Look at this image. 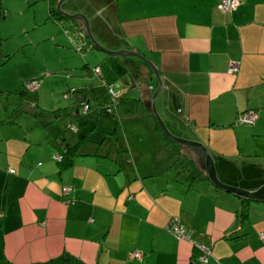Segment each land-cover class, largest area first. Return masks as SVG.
<instances>
[{"label":"crops","instance_id":"0c3cea01","mask_svg":"<svg viewBox=\"0 0 264 264\" xmlns=\"http://www.w3.org/2000/svg\"><path fill=\"white\" fill-rule=\"evenodd\" d=\"M219 1L70 0L64 6L62 0L60 8L83 14L105 49L151 62L161 78L155 109L168 131L200 142L221 182L255 190L264 184V0H238L231 12L221 11ZM73 25L84 29L81 19ZM79 37L77 44H88ZM49 38L66 43L60 34ZM98 57L95 52L92 66L82 64L86 74L78 79L69 74L76 95H63L71 133L88 131L70 165L52 159L73 145L68 126L50 127L47 120L19 135L15 108L0 116V264H264V203L249 200L240 218L241 200L215 190L206 177L188 185L154 130L151 70L130 55L101 57L107 65ZM231 62L235 72L228 71ZM112 76L129 102H119L113 129L92 139L103 116L98 107L110 101L104 81ZM83 101L89 112L79 110ZM246 111L254 113L252 123H234ZM154 141L164 147L161 159L145 150ZM179 153L204 175L198 150L180 145ZM173 219L187 237L167 231ZM134 251L139 259L130 257Z\"/></svg>","mask_w":264,"mask_h":264},{"label":"rangeland","instance_id":"374dc122","mask_svg":"<svg viewBox=\"0 0 264 264\" xmlns=\"http://www.w3.org/2000/svg\"><path fill=\"white\" fill-rule=\"evenodd\" d=\"M45 1L0 0V89H3L0 92V116L9 114L12 109L16 108L17 101H19V106H17L20 111L16 114V116L19 114L17 117L18 125L14 127L15 132L19 135H22L24 130L23 133L29 136L37 128H40L41 123H45L47 120L50 122V127L59 124L67 127L70 113H68L69 110H66L65 105H68V102L63 95L69 97L76 95L75 90L74 92L69 90L70 84L75 82L74 80L69 81V74L73 73L75 79L79 78L76 76L78 74H86V70L82 69V64L88 63L89 66H92L95 52L100 54V58H96L95 62L101 61L103 56L110 59L114 58L117 61L121 60L116 55H108L104 51L88 48L82 42L77 44L78 33L72 29L74 28L72 19L64 18L62 23L57 25L49 22V19L46 20L47 6H44ZM68 2L70 0H64V6ZM50 4L56 6L53 0H50ZM83 33L87 35L85 27ZM59 34L64 37L66 43H63L62 39L60 44L58 42L55 44L49 38L54 35L58 39ZM72 37L73 41L71 40ZM79 39L81 38L79 37ZM85 39L90 40L88 36ZM101 64L107 65L104 61H101ZM29 79L35 83L32 89L25 87L26 83H29ZM91 82H94L93 78ZM104 84H108V88L114 90L112 94L106 92L107 98L120 99L123 96V93L118 89V87L122 88L123 85L119 84L117 77L107 78V82L104 81ZM6 104L9 105V109L6 108ZM54 109H60L59 113H55ZM101 115L97 121V131L89 135L92 139L100 138L102 136L101 131L113 129V122L119 113L117 114V110L114 108L112 113L105 112ZM120 118H124L121 113ZM105 119L110 120V123H104ZM90 125L91 122L89 127ZM140 126L142 128V125ZM71 134L67 127L65 136H68L74 144L77 138ZM155 139L158 140L157 137ZM154 143V146H148L145 150L152 149L151 157L161 159L165 152L164 147L156 141ZM240 145L249 146L244 142Z\"/></svg>","mask_w":264,"mask_h":264},{"label":"water","instance_id":"95a60500","mask_svg":"<svg viewBox=\"0 0 264 264\" xmlns=\"http://www.w3.org/2000/svg\"><path fill=\"white\" fill-rule=\"evenodd\" d=\"M61 1L62 0H59L56 3V6H55L56 10L61 15H63L64 17H66L68 19H81V20H83V24H84L83 26L85 27V31L87 34L86 36L89 37L94 48H97V49L104 51L105 53L111 54V55L134 56V57L138 58L139 60H141L151 70V72L153 73V76L156 79V87L152 91L150 98H149V110H150L151 116L153 117L154 122L158 126L159 131H160L162 136L166 137L167 139H169V140H171V141H173L179 145L194 148L201 153V155L203 156V160H204V175H205L206 179L208 180V182L214 188H216L218 191L231 194V195L239 198L240 200L245 199L248 201L249 200H251V201H262L264 203V184L261 185L260 187L256 188L255 190H245V189H241L238 187H234L231 185L224 184L216 176L214 164H213L210 153L200 142L194 141V140H188V139H184L182 137L175 136L168 131V129L166 128V126L162 122L161 118L159 117V115L157 114L156 109H155V99H156V97L160 91V88H161V78H160L157 70L151 64V62H149L146 58H144L143 56H141L140 54H138L136 52L126 51V50H107L104 47H102L92 37L90 29H89L88 21L85 18V16L81 13L70 14V13L63 11L60 8Z\"/></svg>","mask_w":264,"mask_h":264},{"label":"trees","instance_id":"16d2710c","mask_svg":"<svg viewBox=\"0 0 264 264\" xmlns=\"http://www.w3.org/2000/svg\"><path fill=\"white\" fill-rule=\"evenodd\" d=\"M66 17H64L63 15H61L54 6H48L47 7V19L52 20L54 23L56 24H61L62 23V19H64ZM74 22L76 21V19H72ZM74 22H72V24H74ZM74 28L78 33V36H81V38H85L86 35L83 34V29L82 28H75V26L73 25ZM65 31H67L66 29H64ZM86 42H84L85 45ZM86 45L89 47H92L91 42L88 41V44L86 43ZM31 81V80H30ZM129 99L128 98H121L119 99H114V103L112 104L113 107H115V109L117 110L118 104L119 102H127ZM107 102L110 101H106V102H102L99 107H98V113H105L106 112V104ZM129 102V101H128ZM66 110H70V108H66ZM20 111V108L18 106H16L15 110L13 111V115L17 114ZM106 113H112V112H106ZM243 113V112H241ZM236 123V122H234ZM239 124V123H236ZM154 125V130L159 131L158 126L156 125V123H153ZM69 129V128H68ZM70 130V129H69ZM88 131H83L81 133H78L77 135V141L69 146V144H67L66 146L62 147V151H63V155H61V160L57 161L62 167L68 166L71 164V154L74 153V151L76 150V147L78 146L79 143H81L83 141V139L86 138ZM165 138V142L166 145L169 147V149L171 150V153L174 157V161H173V166H175L176 168L179 167V170L185 173V181L188 185H193L195 184L200 178H204L205 176L203 175V173L198 170L193 162L188 159L187 157H185L184 155L179 153V147L180 145ZM179 173V172H177ZM214 188V187H213ZM215 190H217L216 188H214ZM248 200L242 199L241 203H240V207H239V214L238 216L240 218H244L248 212V207H247V203Z\"/></svg>","mask_w":264,"mask_h":264},{"label":"built area","instance_id":"2783aa9c","mask_svg":"<svg viewBox=\"0 0 264 264\" xmlns=\"http://www.w3.org/2000/svg\"><path fill=\"white\" fill-rule=\"evenodd\" d=\"M238 4H239L238 0H220L218 7L221 11L231 12L237 7ZM236 69H237V64L235 62H231L228 66V71L229 72H235ZM91 71L93 72L94 75H97L99 73V69L97 66L91 68ZM34 84H35L34 81L31 80V81H29V83L28 82L26 83L25 87L27 89H32ZM107 92L112 94V91L109 88H107ZM114 99L115 98L112 97L110 99V102L107 104L108 106L105 105L107 107L106 112H112V110L115 108L112 105L114 103ZM79 110L81 112L89 111L90 110L89 105L83 101V102H81ZM254 117L255 116H254V113L252 111H246V112L239 114V116H237L235 122L239 123V124H250V123H252ZM68 128L70 130L74 129L73 126H68ZM52 159L56 160V161L61 160V154L53 155ZM9 172H12V170L10 169ZM68 190H69L68 187H62L61 188L62 192H67ZM166 229L169 233H171L172 235H174L175 237H177L179 239L187 237V234L184 232L182 225L177 220H174V219L171 220V222H169L168 225L166 226ZM259 236L262 238L261 233L259 234ZM130 257L134 258V259H139L141 257V254L139 252L134 251L130 254Z\"/></svg>","mask_w":264,"mask_h":264},{"label":"clouds","instance_id":"9594fccd","mask_svg":"<svg viewBox=\"0 0 264 264\" xmlns=\"http://www.w3.org/2000/svg\"><path fill=\"white\" fill-rule=\"evenodd\" d=\"M84 34V33H83Z\"/></svg>","mask_w":264,"mask_h":264}]
</instances>
